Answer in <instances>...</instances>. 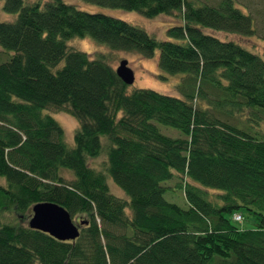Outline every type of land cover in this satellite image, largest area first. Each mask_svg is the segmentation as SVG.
<instances>
[{"label":"trees","instance_id":"16d2710c","mask_svg":"<svg viewBox=\"0 0 264 264\" xmlns=\"http://www.w3.org/2000/svg\"><path fill=\"white\" fill-rule=\"evenodd\" d=\"M84 1L168 13L173 38L73 0H3L16 15L0 19L10 52L0 58V264H264V108L254 109L264 107V58L217 34L255 32L238 6L247 3ZM73 36L157 48L158 66L181 74L176 93L128 90L105 54L70 46ZM58 109L77 120L71 144ZM41 200L82 220L77 238L28 225ZM240 207L259 221L236 225Z\"/></svg>","mask_w":264,"mask_h":264},{"label":"rangeland","instance_id":"374dc122","mask_svg":"<svg viewBox=\"0 0 264 264\" xmlns=\"http://www.w3.org/2000/svg\"><path fill=\"white\" fill-rule=\"evenodd\" d=\"M75 3L79 4V7L89 10H102L104 12L122 17L126 20L134 22L142 26L148 33L153 35L156 38H173L167 35L166 28L171 24L173 16L160 12L152 16H146L139 13L136 10L124 9L119 7H110L104 6L97 3H92L84 0H73ZM247 3V6L239 2L240 5H237L242 9L244 6L247 11L250 10L253 15L252 18L255 23V32L251 35H239L232 32L218 31L217 34L221 37H229L232 39L240 40L246 44L247 48L258 53L262 58H264V0H242ZM3 0H0V19L9 20L15 17L16 13L6 12L1 8ZM81 5V6H80ZM88 8H86V7ZM68 44L77 49L85 50L89 53L97 55L98 53L105 54L104 57L115 67L121 58H127L129 61L128 64L132 67L134 71V79L131 83H127L128 90H131L134 87H151L160 91H166L170 93H176L175 83L180 79L181 74L179 72H167L161 69L157 64V53L158 49L155 48L151 54H143L137 51H129L123 49H112L107 44L96 41L90 36H73L68 41ZM1 48V47H0ZM0 58L8 57L10 53L8 50L0 49ZM6 57V58H7ZM5 58V59H6ZM1 60V59H0ZM264 107H255L254 109H260L263 111ZM249 113L246 114V117ZM262 114V112H260ZM54 116L58 119L60 124L63 127L64 137L67 142L73 143V133L77 125L76 118L68 111L63 109H58L54 111ZM264 117V115L262 114ZM252 117V116H251ZM234 120V118H233ZM251 124L255 127L259 124H255L251 119ZM264 120L260 123V126H263ZM162 132L170 134L172 136L176 135L178 130L174 127L158 124ZM167 126V127H166ZM169 132H168V130ZM174 132V133H173ZM100 158V155L97 157L89 158L90 163H97V160ZM65 174L70 175L69 171H65ZM109 189L117 194H124V191L113 182V180L107 178ZM164 197L169 200H174L179 203H182V199L179 195L171 196L169 191L163 193ZM242 217L240 219L233 218V222L238 226H250L256 224L259 221V218L249 210L244 207L239 209ZM79 218L73 217V220L76 222Z\"/></svg>","mask_w":264,"mask_h":264},{"label":"water","instance_id":"95a60500","mask_svg":"<svg viewBox=\"0 0 264 264\" xmlns=\"http://www.w3.org/2000/svg\"><path fill=\"white\" fill-rule=\"evenodd\" d=\"M116 73L125 83L134 79V71L127 58H121L115 66ZM82 220L75 222L69 211L61 204L52 200H41L32 204L28 225L46 231L59 239H71L78 235Z\"/></svg>","mask_w":264,"mask_h":264},{"label":"built area","instance_id":"2783aa9c","mask_svg":"<svg viewBox=\"0 0 264 264\" xmlns=\"http://www.w3.org/2000/svg\"><path fill=\"white\" fill-rule=\"evenodd\" d=\"M241 217H242V215L239 212L233 213V218L240 219Z\"/></svg>","mask_w":264,"mask_h":264},{"label":"bare ground","instance_id":"6f19581e","mask_svg":"<svg viewBox=\"0 0 264 264\" xmlns=\"http://www.w3.org/2000/svg\"><path fill=\"white\" fill-rule=\"evenodd\" d=\"M129 62V61H128ZM80 234V233H79ZM77 238V237H76Z\"/></svg>","mask_w":264,"mask_h":264},{"label":"crops","instance_id":"0c3cea01","mask_svg":"<svg viewBox=\"0 0 264 264\" xmlns=\"http://www.w3.org/2000/svg\"><path fill=\"white\" fill-rule=\"evenodd\" d=\"M242 227H244V226H242Z\"/></svg>","mask_w":264,"mask_h":264}]
</instances>
